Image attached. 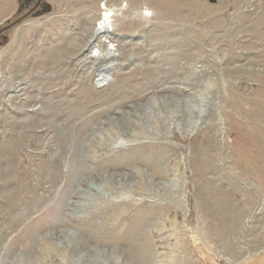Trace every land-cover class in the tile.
<instances>
[{
  "label": "rangeland",
  "instance_id": "obj_1",
  "mask_svg": "<svg viewBox=\"0 0 264 264\" xmlns=\"http://www.w3.org/2000/svg\"><path fill=\"white\" fill-rule=\"evenodd\" d=\"M103 1L0 15V264H264V0Z\"/></svg>",
  "mask_w": 264,
  "mask_h": 264
},
{
  "label": "bare ground",
  "instance_id": "obj_2",
  "mask_svg": "<svg viewBox=\"0 0 264 264\" xmlns=\"http://www.w3.org/2000/svg\"><path fill=\"white\" fill-rule=\"evenodd\" d=\"M52 1V0H51ZM105 1V3H104V8H105V12L103 13V15H102V22L99 24V30L101 29V31L99 32V33H102L104 30L106 31V28H109V27H112L113 25H111V22H113V21H111V18H114L113 16H114V14H111V10H109V9H106V3H109L110 1H114V0H104ZM103 1V2H104ZM102 3V2H101ZM113 4V3H112ZM13 4H12V0H0V15H2V14H4V12H6V11H8V9H12L11 7H13L12 6ZM163 5L165 6V4L163 3ZM122 6H124V5H122ZM121 6V7H122ZM125 6H127L126 4H125ZM162 6V5H161ZM111 7V6H110ZM114 8V7H113ZM118 10V9H117ZM116 11V10H115ZM9 13V12H8ZM4 16V15H3ZM125 16V15H124ZM113 24V23H112ZM114 27V26H113ZM105 33V32H104ZM106 55H108V56H111L112 57V54L110 55V53L108 52ZM199 112V111H198ZM199 114L200 115H202V111H200L199 112ZM243 147H244V149H240L241 151H237L238 153H240L238 156L239 157H241V152L243 153V154H245V152H246V150L248 149L247 147H246V145L244 146L243 145ZM248 152V151H247ZM261 152H263V151H261ZM237 154V153H236ZM246 155V154H245ZM238 157V158H239ZM254 157H256V156H254ZM250 158V157H249ZM253 158V157H252ZM256 159V158H255ZM258 159V158H257ZM254 160V159H253ZM253 160H251L252 162H254ZM260 160H262V159H259V162H260ZM240 161V160H239ZM247 163V162H246ZM263 163V162H262ZM250 164V163H249ZM261 164V163H260ZM260 164H258L257 166H258V168L259 169H261V170H264V164H262V165H260ZM247 166H249V167H251L250 165H248L247 164ZM252 166H254L253 164H252ZM259 182V181H258ZM261 187V186H260ZM202 251V250H201ZM37 258V257H36Z\"/></svg>",
  "mask_w": 264,
  "mask_h": 264
},
{
  "label": "built area",
  "instance_id": "obj_3",
  "mask_svg": "<svg viewBox=\"0 0 264 264\" xmlns=\"http://www.w3.org/2000/svg\"><path fill=\"white\" fill-rule=\"evenodd\" d=\"M108 50H111L112 51V49L110 48V49H108ZM110 52V51H109ZM100 56H104L103 54H101V53H99V54H97V55H92V58H97V57H100ZM105 78H106V75L105 74H102V75H100V77L96 80V82H100V81H103V83H104V81H105Z\"/></svg>",
  "mask_w": 264,
  "mask_h": 264
},
{
  "label": "crops",
  "instance_id": "obj_4",
  "mask_svg": "<svg viewBox=\"0 0 264 264\" xmlns=\"http://www.w3.org/2000/svg\"><path fill=\"white\" fill-rule=\"evenodd\" d=\"M12 4H13V2H12Z\"/></svg>",
  "mask_w": 264,
  "mask_h": 264
}]
</instances>
